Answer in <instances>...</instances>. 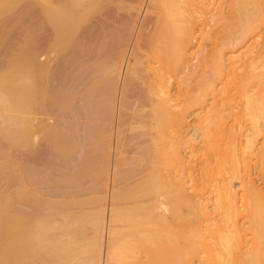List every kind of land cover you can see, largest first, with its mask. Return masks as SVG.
Instances as JSON below:
<instances>
[{"label": "bare ground", "instance_id": "obj_1", "mask_svg": "<svg viewBox=\"0 0 264 264\" xmlns=\"http://www.w3.org/2000/svg\"><path fill=\"white\" fill-rule=\"evenodd\" d=\"M33 12V81L22 85L18 116L7 117L18 128L14 210L27 242L2 247L5 264L82 263L74 218L85 210L67 204L81 193L78 181L92 176L101 202L90 214L96 231L91 225L88 264H115L111 243L126 223L141 227L146 254L139 259L150 264L163 261L166 242L187 263L192 249L180 246L196 234L207 240L201 264H264V0H37ZM199 38L206 46L197 47ZM191 111L202 142L189 139L187 150ZM126 148L139 154L136 185L149 196L147 214L124 225L118 212L128 204L116 194L126 191L119 173ZM49 191L47 241L36 228ZM191 191L204 199L189 198ZM173 193L181 199L167 218L163 206ZM191 211L206 224H192ZM170 224L180 230L171 234ZM129 242L116 262L137 257Z\"/></svg>", "mask_w": 264, "mask_h": 264}, {"label": "rangeland", "instance_id": "obj_2", "mask_svg": "<svg viewBox=\"0 0 264 264\" xmlns=\"http://www.w3.org/2000/svg\"><path fill=\"white\" fill-rule=\"evenodd\" d=\"M36 2H37V0H0V92H1V94H3L2 96L8 97V100H9L8 104L0 103V105H1L0 106V114L6 113V117L5 116H2V118L0 117V264H5L6 263V261H5L6 259H5L4 255L2 253V247L4 245L9 244L10 247L13 250H17V248L20 247L19 243L22 244V243L27 242V240H25L26 238L21 236V231H20L21 229L19 230V228H21L20 220H19V218L17 216L18 213L14 210L16 208L15 205H16L17 200H18V192L16 191L17 190L16 182L18 181V177H19L18 176L19 175V173H18L19 172V165H18V162H17L18 160H17V155H16L17 151H18V146H16V145L19 144L18 143V137H17L18 135L16 134L18 128H17L16 124H12L11 125V122L8 121V118L10 116H18L19 111H20V94H21L22 85L26 84L27 87H30L31 84H32V81H33V76H34V72H33L34 69L33 68L35 67L34 66L35 63H34V49H33L34 48L33 47L34 46L33 45L34 44L33 43L34 42V39H33L34 30H32V29H34V26L32 24L33 23V15H32V13H34L33 10H34V6L36 5ZM262 23H263V25L261 24L262 25L261 26L262 27V31H263L262 33L264 34V22H262ZM255 39H256V37H255ZM255 39L253 38L251 40H255ZM200 40L201 39L199 38V40H197L196 43L198 44L199 43L198 41H200ZM203 42H206V41H203ZM203 42L199 43L200 45L198 44L197 47L198 46L202 47L201 46L202 44H204L203 46H206V44L203 43ZM234 54H235L234 59H236L237 58L236 55L238 56L240 54V51L238 50ZM230 56H231V53L227 54V59ZM227 62L230 63V60L227 61ZM23 81H24V83H23ZM2 104L3 105L5 104V105L3 106ZM7 105H8V107H6ZM5 119H6V121H5ZM198 119H199V117H198L197 114H195V113L193 114V112L188 114V119H187V121L189 123L188 127H187V137L188 138H186V139H188L187 141H189V139H193L195 142L192 141V140H190V141L196 143V145L199 146L201 144V142H202L201 141L202 139L200 137L201 136V132L199 130V128H200L199 125L200 124L198 125L200 120L198 121ZM2 120H3V122H2ZM4 121L5 122L8 121V123L10 122L9 123L10 125H8V123L6 125ZM263 135L260 137L261 139L259 138L260 142H262V143L264 142V136ZM189 142L187 143L188 145H186V149L187 150H189V148L191 149V147L189 146L191 144V142L190 143ZM93 146H92V148H93ZM125 146H127L128 148L130 147L129 144L125 145ZM131 148L132 147H130V149ZM130 149H127V148L123 149L124 150V151L122 150L123 153L120 154L121 157L119 156V160H120L119 164L121 165V167L119 165V168H120L119 173L122 172V176H120V177H125V178H123L121 180V182L123 184H125V185H123L121 183L122 184L121 187H122V190L125 189L126 191H123V192L120 191V193L116 194V196H117L118 199H120V201L123 199V200H125V202L126 201L129 202V203L126 202V204H128V206L125 207V210L121 209L118 212V216L120 215L119 217L122 216L121 219H124V225H125V223L127 221L130 222V220L133 217L134 218L131 221L137 220L140 216H142V214H144V213L147 214L146 212H148V211H146V208H145L144 209V213H143L142 206L143 207L146 206V205H144V204H146V202L144 201L145 200L144 198H146L149 195L144 194V196L146 195L144 197L143 193H141L139 191V189H138L139 186L136 185V182H137L136 180L138 178L137 176L140 175L139 170L141 168H138V167H141V163H140L141 160L138 159V158H140L139 154H137L135 152L133 153L132 150L130 151ZM187 150H186V152L189 155V153H188L189 151H187ZM127 151H129V152H127ZM15 156H16V158H15ZM130 156H131V158H130ZM135 156H137L138 158L135 157ZM189 157H190V155H189ZM87 172H85L87 175L89 173H91L90 170H88ZM82 174H83V172H82ZM86 174H84V175H86ZM119 175H121V174H119ZM128 175H129V178L131 177L130 180L128 178ZM135 175H136V177H135ZM79 177H81V176H79ZM83 177L81 179H84ZM89 178L86 177V179H84L83 181L81 179H79V180H81V181H78L79 183L81 182L80 186H82L83 188H86V189L82 188V190H84V191L86 190V192L83 193L84 191L81 190L82 194L80 192H76V193L74 192V194L72 193L74 196L71 194L70 197L71 198L73 197V198L72 199L69 198L70 200H69V202L67 204V206H69L70 209L72 208L71 209L72 211H77L79 209V208H76L77 204H78V207L82 205L81 207H83V209L85 210L82 213L80 212V214H81L80 218L79 217L78 218L76 217V219L74 218V220H75L74 222L76 224L73 223L74 226L76 225V227H74V228H77V226H78V232H80L79 236H81L80 237V241H79L80 244L78 245L79 248H80V249L78 248V250H80L78 254L81 257L80 260H82L81 264H88L85 261L87 259V256H88L87 251H86L87 250V246L86 245H88L89 242L90 243L92 242L91 240H92L93 232H94V231L92 232V228H91L92 223L90 224V222H91V217H90L91 215L90 214H92V212H93L92 209H94V208L95 209H99L98 206H99V203L101 202V197L99 199V196L101 195V193H100V191L98 192L99 188L97 189V187H96L97 186V183H96L97 180L94 179L93 176H92V179L91 178L89 179ZM124 179H126V181ZM84 181H86L87 184ZM133 181L135 182V184L133 183ZM10 183L15 184V186L13 184H10ZM84 183L86 184V186H84L85 185ZM6 184L8 186L11 185V186L14 187V188L12 187L13 188L12 191H11V188H10L11 193L9 191H7V187L8 186ZM233 184L237 188L240 185V182L238 180H235ZM127 185H128L129 188H127ZM129 185L131 187L133 186V188H131ZM15 187H16V189H15ZM3 188L5 189V191H3ZM239 188H237V189L240 190ZM127 189L128 190L129 189H137V190H132V192L129 190L128 193H127ZM138 191H139V193H138ZM45 192H48V191H45ZM45 192H43V194ZM50 192L53 195H51ZM136 192H137V196H136ZM193 192L194 191H191L190 192L191 194L188 197L189 198H193L195 201L201 200L202 197L199 196L200 194H196L197 191L194 192V193ZM175 194L173 193L172 196H166L167 197V201L165 200L166 205L163 206V209H164L163 212H167V213H165L167 218L172 216L173 215V210L175 211V208L177 209V207L179 206L178 205V202H179L178 197L180 195L178 196V195H175ZM173 195H174V198L176 200L174 198H171V197H173ZM11 196H14V197H11ZM45 196H46L45 197V201H46L47 198H49V199H47V202H46V205H45V207L47 208V209L45 208V210H46L45 212L47 214H44V216H42V217H44V219L41 218V220L39 221V223L37 225L39 227L36 228V231H37V229L40 230V231H37L39 233L36 232V234L37 235L39 234L38 235L39 237L42 236L43 239L48 234L47 233L48 231L46 232V235L44 233L45 236L42 235L43 232H41V231H43V228H45V229L47 228V225H49L48 222H50V220L52 218L53 207H52L51 200H54L53 198L55 197V195H54V192L49 191V195L46 194ZM48 196H50V197H48ZM166 197L165 198L161 197V198H162V200H164V199H166ZM128 198L132 199V200H129ZM137 198H138L139 202H135V200L137 201ZM179 198L181 199V196ZM202 199H204V198H202ZM172 200L174 201V203H172L173 202ZM45 201H44V203H45ZM82 202H83L84 205L82 204ZM168 202H169V204H168ZM8 203H9V205H8ZM170 203H172V204H170ZM140 204H141V206H140ZM11 205H12V208H11ZM174 205L177 206V207H175ZM72 206H74V207H72ZM164 207H167V208H164ZM172 208H173V210H171ZM95 209H94V211H95ZM7 210H9V211H7ZM167 210H169V211H167ZM12 211H15V212H12ZM50 213H51V216H50ZM191 213H192V216H193L191 218V219H193L192 224H193V222H195V224H197V222H199V221H203L204 222L205 218H200L199 214H196V216H194L195 212L191 211ZM170 214H172V215H170ZM6 216L12 217V218L8 219V217H6ZM48 216H50V218ZM197 216H199L200 219ZM77 219H78V221H77ZM125 219H129V220H126V222H125ZM194 220H197V221H194ZM11 223H12V225H11ZM127 224H128V226H127ZM204 224H206V223L204 222ZM173 225L174 224H172V225L170 224L171 228L168 227L169 228L168 232H171V234H172L173 231H176L174 229H177V228H174ZM92 227H93V230H94L95 227L93 225H92ZM39 228H41V229H39ZM139 228H141V227H139ZM139 228L135 227V229H134V227L130 226L129 223H126V225L123 226V229L119 233V235H120V237L122 239L119 237V235H117L114 238L113 242L111 243L112 244V249L111 250L114 249L112 251V254H113L112 261L115 262V264H125L126 260L123 261V263L122 262L118 263V262H120V260H118V262H116V259L118 258V254L121 253V252L117 253V251L120 249V247H122L121 249H123L125 246H128L129 239L135 240V241H132V242L130 240V242H131V246H132V248L134 250V253H135V255L137 257L135 258L136 261L133 260V259H130V258L127 259L126 264H131V263L132 264H146L147 262H149V261H147L145 259L146 257H144V259H142L143 261L141 259H139V255L141 256L142 253L144 254V252H142L141 250L145 249L144 247H142L143 245H141V243L144 240V238H142V237H144V236H143V232L141 231L142 229H139ZM132 229H134L135 231L132 230ZM178 229L180 230V228H178ZM46 230H48V229H46ZM187 230H188V232H187ZM187 230L184 231V234H182V236H184L186 234V232H187V235H185L186 237L181 238V240L184 239V241H185V238L189 239L188 237H189V234H190L189 233L190 228H188ZM95 231H96V229H95ZM137 231H138V233H137ZM121 232H123V234H121ZM124 232H125V234H124ZM173 234H175V233H173ZM128 236H130V237H128ZM47 237L49 238V236L47 235L45 240L49 241V239ZM137 237H139V238H137ZM195 238H196V240H194ZM7 240H9V241H7ZM181 240L179 239L180 242H181ZM190 240H191V243L193 241L194 242L196 241L197 243L199 242L201 245L198 243V244H196L197 247L195 245L194 248H193L192 245H194V242L192 243V245H189V244H187L188 241L186 240L185 244L188 246L187 247L185 244H183V240H182V245L180 247L183 248V246H185L184 249L185 248L187 249L190 246V248L192 249V251H191L192 253L189 251V253H191V254H189V256L187 258L189 259V257H191V263L201 264V263H199V261H200L199 257L205 256V254H206V250L208 248L207 245H206L207 244V242H206L207 240L202 241L204 239L200 238V240H201L200 241L199 239H197V234L195 236H192L190 238ZM124 242L127 243V244H125ZM132 243H136V244H132ZM122 244H123L124 247L122 246ZM171 244H173V243H171ZM164 245L166 246L165 247L166 249H163ZM164 245H163V248H162L163 250L162 251H165V252L161 256L163 261H161V262L159 261L158 264H180V261H178L179 260L178 258H180V255L177 254V252L180 253V251H178V247L179 246L176 247L177 244H176V246L170 245L169 242H166ZM129 246H130V244H129ZM139 246L142 247V248H140ZM118 247H119V249H118ZM171 247H173V248H171ZM121 249L119 251H122ZM175 249H176V251H175ZM137 250L139 252H137ZM197 253H198V255H197ZM145 254H146V251H145ZM173 254H174V256H173ZM187 254H188V252H187ZM115 257H116V259H114ZM173 259H176V260L173 261ZM188 259H186L188 261L187 263L190 264V259L189 260ZM128 260H131V261H128ZM12 262H14V259H13ZM150 262H149V264H150ZM152 262H154V261L152 260ZM187 263L182 262V264H187ZM155 264H157V263H155Z\"/></svg>", "mask_w": 264, "mask_h": 264}]
</instances>
